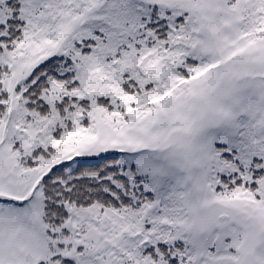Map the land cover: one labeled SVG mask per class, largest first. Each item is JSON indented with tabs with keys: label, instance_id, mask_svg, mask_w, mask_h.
Listing matches in <instances>:
<instances>
[{
	"label": "snow or ice",
	"instance_id": "1",
	"mask_svg": "<svg viewBox=\"0 0 264 264\" xmlns=\"http://www.w3.org/2000/svg\"><path fill=\"white\" fill-rule=\"evenodd\" d=\"M0 264H264V0H0Z\"/></svg>",
	"mask_w": 264,
	"mask_h": 264
}]
</instances>
